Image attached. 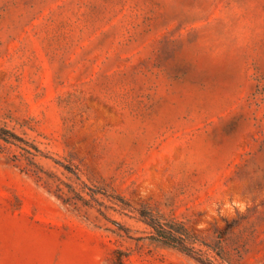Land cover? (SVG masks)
Returning <instances> with one entry per match:
<instances>
[{"label":"rangeland","instance_id":"obj_1","mask_svg":"<svg viewBox=\"0 0 264 264\" xmlns=\"http://www.w3.org/2000/svg\"><path fill=\"white\" fill-rule=\"evenodd\" d=\"M0 264H264V0H0Z\"/></svg>","mask_w":264,"mask_h":264},{"label":"trees","instance_id":"obj_2","mask_svg":"<svg viewBox=\"0 0 264 264\" xmlns=\"http://www.w3.org/2000/svg\"><path fill=\"white\" fill-rule=\"evenodd\" d=\"M151 224V226L154 228V230H155V234H156V236L159 238V239H161L164 243H166V244H171V242L172 241H170L171 240V238H173L174 237V234H173V232H172V230L173 229H171V228H165L164 226H163V224H161V223H159V222H152V223H150Z\"/></svg>","mask_w":264,"mask_h":264}]
</instances>
